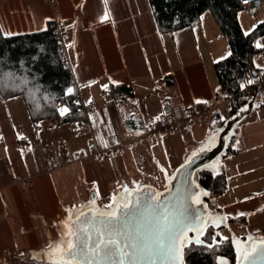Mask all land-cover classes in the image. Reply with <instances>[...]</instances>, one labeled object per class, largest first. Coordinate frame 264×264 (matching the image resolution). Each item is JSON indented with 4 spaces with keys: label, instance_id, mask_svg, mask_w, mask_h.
Here are the masks:
<instances>
[{
    "label": "crops",
    "instance_id": "0c3cea01",
    "mask_svg": "<svg viewBox=\"0 0 264 264\" xmlns=\"http://www.w3.org/2000/svg\"><path fill=\"white\" fill-rule=\"evenodd\" d=\"M259 10L257 23L238 14L245 33L264 22V5L243 9L255 16ZM202 16L201 24L170 33L158 29L150 0H0L5 35L44 30L56 17L64 25L68 67L82 108L76 122H34L22 96L5 99L0 90V264H47L43 254L48 246L61 239L67 219L81 210L108 211L109 205L115 207L139 184L158 182L159 190L168 187L182 162L170 169L158 156L149 167L159 177L155 182L145 171V178L136 183L135 173L144 156L155 155V148L166 142L169 149L183 133L156 140L157 135L143 134L145 126L156 119L165 102L182 105L190 118L188 127L207 125L211 113L228 100L217 98L219 80L216 86L212 82L215 63L229 54L228 40L218 52ZM113 84L131 92L117 99L110 91ZM10 103L24 120L23 133L14 122ZM254 108L236 123L235 152L228 156L239 170L229 177L233 181L220 194L224 204L211 220L217 231L228 225L229 217L251 225L254 234L240 239L245 245L264 239V102L257 107L260 112L254 113ZM199 110L207 111L208 119H192ZM222 128L217 126L203 145L189 147L184 139L187 159L201 148H211ZM98 148L111 152L100 156ZM220 156L209 167L215 168L218 160L215 169L228 170Z\"/></svg>",
    "mask_w": 264,
    "mask_h": 264
},
{
    "label": "trees",
    "instance_id": "16d2710c",
    "mask_svg": "<svg viewBox=\"0 0 264 264\" xmlns=\"http://www.w3.org/2000/svg\"><path fill=\"white\" fill-rule=\"evenodd\" d=\"M158 29L174 33L185 27L201 24L202 14L210 10L223 34L227 37L229 54L215 63L220 90L218 99L230 101L231 117L247 108L256 100L264 84L262 72L255 66L254 58L264 51L260 39L264 36V22L245 33L238 14L244 9L239 0H150ZM0 30H2L0 24ZM261 47H257V45ZM59 41L53 33L52 22L41 31L15 35L0 33V90L5 99L22 96L34 122L60 120L76 122L82 108L76 101V92L70 68L62 62ZM35 58V59H34ZM256 72L254 75L253 72ZM258 80H254V76ZM256 84L241 87L248 80ZM72 89V94H68ZM113 96L131 92L122 84L111 85ZM117 94V95H116ZM66 106L70 112L61 115L59 109ZM222 127L226 120H222ZM234 126L230 132L225 151L221 156L235 152L237 134ZM196 179L208 193L205 199L220 195L226 188L227 168L220 170L205 167L196 174ZM204 246L184 250V264H218L217 258L225 257L222 247L228 239H222L217 229L210 225L203 234ZM212 245L213 247H205ZM234 262L235 256L228 255Z\"/></svg>",
    "mask_w": 264,
    "mask_h": 264
},
{
    "label": "snow or ice",
    "instance_id": "6c2138e0",
    "mask_svg": "<svg viewBox=\"0 0 264 264\" xmlns=\"http://www.w3.org/2000/svg\"><path fill=\"white\" fill-rule=\"evenodd\" d=\"M104 2L107 3V0ZM102 19H108L107 14ZM252 83L248 80L241 87ZM72 92L68 89V94ZM247 110L243 108L241 111ZM59 111L63 116L70 109L63 107ZM156 119L159 120V117ZM103 146L108 147L106 143ZM161 195L150 188L147 191L137 190L134 199L126 193L120 198L122 203L118 207L109 205L110 210L98 212L93 217L96 225L91 232L84 227L85 221L81 219L83 212L74 219L70 218L64 225L61 239L50 244L49 251L43 254L48 257L47 264H155L157 260H163V264H184L182 248L191 250L193 246H204L199 239L203 234V219L191 213L183 205L181 197L172 203L162 200ZM191 199L193 203L200 202L198 196ZM193 220L200 224L193 227ZM193 230L195 237L185 238V233ZM238 251V264H257L258 261L264 264V240ZM217 260L218 264H225L222 258Z\"/></svg>",
    "mask_w": 264,
    "mask_h": 264
},
{
    "label": "rangeland",
    "instance_id": "374dc122",
    "mask_svg": "<svg viewBox=\"0 0 264 264\" xmlns=\"http://www.w3.org/2000/svg\"><path fill=\"white\" fill-rule=\"evenodd\" d=\"M239 13H240L239 15H241V14H242V16L244 15V17L247 19V21L251 22V23H257L259 21L260 17H261V14H259L260 10L258 11V15L257 16L252 15V14L244 13L243 10H241ZM56 19H57V17L54 19V21ZM57 21L59 23H61L58 19H57ZM202 21H203V24L205 25V27L210 29L211 35L214 36L213 46L219 52L222 49L223 45H226L225 43L227 42V37L223 33H221V30L218 27V25L215 23V20L213 18V14H212V12L210 10H207L205 12L204 16H202ZM62 26H64V25L62 24ZM245 28L246 29L248 28L247 24L245 25ZM254 61H255V66L257 68H259V69H260V67L264 66V51L261 52L260 54H258L255 57ZM213 65H214V63H212V67H213ZM215 74L213 75V81L212 82L216 86V85H218V78H217V73L216 72H215ZM252 81H253V83L250 84V85L255 84L254 80H252ZM262 102H264V89H261L260 94L258 95V97L256 98V100L254 102L255 103V105H254V107H255L254 108V113L260 112L259 108H257V107ZM224 105H225V103H224ZM10 106L12 108V114L15 113V112H18L17 109L14 107V104L10 103ZM14 115H15L14 116V122H15L17 128L19 129V132L23 133L24 132V120L17 113H15ZM230 116H231L230 108H228V106L225 105L223 107H220L218 110L216 109V111L214 110L213 113H211L210 121L207 122V125L206 124H202L201 126L200 125L197 126L196 124H192L190 127H188L190 125L189 124L188 126H186V129H184V130L179 129V128H182V127H179V128L177 127V128H174V129H171V130H168V131L161 132L160 135L157 134V136L155 137L156 140H160V139L164 140V138L167 135H169V134L183 133V136L181 138H178L174 143H170V148L169 149H167L165 147V144L168 145L167 142H166L165 144L161 145L159 148H155V150H154L155 155L153 154V156L149 155L147 157L144 156V158L140 161V166L138 165L136 173H135V175H136L135 177H136V180H137L136 183L140 182V179L145 178V174H146L145 171L151 172L150 175H149V179L152 182H155L156 180L159 179V177H157V176L155 177V175L152 174V169L149 168L150 166H152L151 164L154 165V163L156 161V158L158 156L160 157V160L162 162L165 161L166 165L170 169H173L174 166L178 165L180 162H182V163L185 162L187 160V154L189 152L185 151V149H184V139L187 138V140H189V143H188L189 147L191 145L195 144V143H200L201 145H203V144L208 142L213 137V133H214L215 128L217 126L220 127L222 125V123L220 121L221 120L220 118L227 119V118H230ZM237 125L238 124H236L235 126L238 128ZM183 128H185V127H183ZM187 128H189L190 130H187ZM198 128H200V130L197 133H195L198 130ZM229 136L230 135H228V139H229ZM151 137H153V136H151ZM217 139H218V136H216V141H215L214 144L217 143ZM218 159H220V158H218ZM224 159H225L224 160L225 164L228 167V170H227V177H228L227 180L228 181L226 180V185H227V182H228V185H229V182L232 179V178H229V177H232L231 176L232 173L234 171L239 170V169H237L236 166H232L231 159H233V158H230V156H225ZM182 163H180V165ZM218 165H219V163H218V160H217L216 166L214 164L215 168H217ZM144 167H148V168H144ZM155 168H156L155 172L158 171L157 170L158 168L156 167V165H155ZM237 177H240V176H237ZM232 181L233 180H231V182ZM234 181L237 182L236 178L234 179ZM155 183L157 184L156 186H159V187L162 186L158 182H155ZM207 194L208 193L203 189V192H202L201 196H199V199L200 200L201 199L205 200L208 208L212 212L211 219L208 221V226H210L211 223H212L211 220L213 219L212 215L215 212L218 211L217 207H219V206L224 204V198H223L222 195H215L214 197H210V198L205 199ZM227 222H228V225L226 227H221L217 231L219 237H221L222 239H228V241H226L224 243L223 247H222V250H223L224 253H226V255H225V257H221V258L227 264H237L238 260H239L238 246L239 245H240V247L242 246L239 243L240 239H241V236H247L248 234H254V232L251 231V229L248 227V226L251 227V225L247 226L245 224V222L240 220L239 218L229 217ZM212 225H213V227L215 229H217V227L214 224H212ZM204 233H205V230L203 231V234ZM203 234L199 236L200 240L203 239L202 238ZM195 235H196L195 233H190L185 238H193V237H195ZM243 244L245 245V243H243ZM245 246H246V248L250 247V245H245ZM243 249L244 248L241 247L240 250H243ZM228 255L235 256V260L236 261L234 262L233 259H230V257H227Z\"/></svg>",
    "mask_w": 264,
    "mask_h": 264
},
{
    "label": "water",
    "instance_id": "95a60500",
    "mask_svg": "<svg viewBox=\"0 0 264 264\" xmlns=\"http://www.w3.org/2000/svg\"><path fill=\"white\" fill-rule=\"evenodd\" d=\"M255 73L256 72L254 71L252 74L254 75ZM253 79L258 80V77L255 75ZM253 106H254V100H251L249 102L247 111H242L238 115L231 117L226 121L225 125L223 126V128L219 133L216 144L212 145L211 148L204 147L197 150L185 162H183L180 166H178L172 177L169 179L167 188L163 190H159L156 186L151 184H139L138 186L128 191L127 193L128 196L134 199V194L137 190L143 189L144 191H147L150 188L151 191L154 193H161L162 194L161 199L164 201L175 203L176 198L181 197L183 205L186 208H188L191 213L202 217L203 224L201 225V227L203 231L206 230L212 212L208 208L205 200L199 199L200 201L199 203H193L191 199V197L201 196L203 192L202 186L199 184V182L196 179V174L200 169L212 166V164L215 162L218 156L225 151L228 143V135L230 134L236 123L240 121L245 115L249 114L252 111ZM93 196L95 197L94 193ZM120 203H122L120 200L117 201V205L115 207H118ZM81 212H83L84 214L83 217H81V219L85 221L84 227L91 232L93 227L96 225V221H93V217H96L98 212H103V211L97 210L94 207H87L81 210L76 215H80ZM75 216L72 217V219H74ZM68 221L69 219L66 222ZM88 221H91L92 223L89 224L87 223ZM191 223L193 227H195L197 224H200V222L196 220L191 221ZM190 233H195V231L193 230L186 232L185 237ZM262 240L264 239H254L251 241L250 246L253 243L260 244ZM239 243L242 245V247H244V249L246 248V246L242 243V241H240ZM182 260L184 262L183 248H182ZM105 264H112V262H105ZM155 264H163V260H157ZM257 264H262V262L258 261Z\"/></svg>",
    "mask_w": 264,
    "mask_h": 264
},
{
    "label": "built area",
    "instance_id": "2783aa9c",
    "mask_svg": "<svg viewBox=\"0 0 264 264\" xmlns=\"http://www.w3.org/2000/svg\"><path fill=\"white\" fill-rule=\"evenodd\" d=\"M240 4L248 10H256L264 5V0H239ZM53 33L60 43V49L62 53V62L69 65V55L67 47L63 43V38L66 30L57 20L52 21ZM264 43V38H262ZM262 84H264V72L262 73ZM226 104L229 106L230 101L227 100ZM159 120L155 119L150 125L145 126L143 134L145 135H157L161 132L168 131L177 127H186L190 124V118L184 113L183 107L179 103L165 102L162 106V110L157 115ZM156 117V118H157ZM192 119L205 118L208 119V112L205 110H199L192 114ZM100 156H105L111 152V149H97L96 151Z\"/></svg>",
    "mask_w": 264,
    "mask_h": 264
},
{
    "label": "flooded vegetation",
    "instance_id": "af4514ba",
    "mask_svg": "<svg viewBox=\"0 0 264 264\" xmlns=\"http://www.w3.org/2000/svg\"><path fill=\"white\" fill-rule=\"evenodd\" d=\"M242 247V246H241ZM241 247H240V245L238 246V250H240L241 249ZM244 248V247H243Z\"/></svg>",
    "mask_w": 264,
    "mask_h": 264
},
{
    "label": "bare ground",
    "instance_id": "6f19581e",
    "mask_svg": "<svg viewBox=\"0 0 264 264\" xmlns=\"http://www.w3.org/2000/svg\"><path fill=\"white\" fill-rule=\"evenodd\" d=\"M57 19H58V18H57ZM57 19H56V20H57ZM60 24H61V23H60ZM80 124H81V123H80ZM71 218H72V217H71ZM67 220H68V219H67Z\"/></svg>",
    "mask_w": 264,
    "mask_h": 264
}]
</instances>
